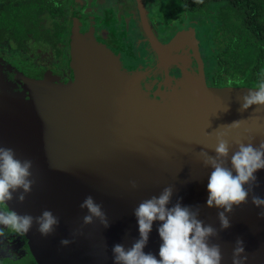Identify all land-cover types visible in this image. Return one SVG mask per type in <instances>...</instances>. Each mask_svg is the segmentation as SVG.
Segmentation results:
<instances>
[{
    "label": "water",
    "instance_id": "95a60500",
    "mask_svg": "<svg viewBox=\"0 0 264 264\" xmlns=\"http://www.w3.org/2000/svg\"><path fill=\"white\" fill-rule=\"evenodd\" d=\"M142 17L160 68H166L169 51L180 43L193 53L196 72L188 78L182 75L167 91L144 87L140 66L124 63L121 52L79 28L73 29L70 40V82L33 80L0 60V146L12 148L19 159L32 160L35 180L23 203L14 198L7 206L33 217L47 209L60 219L48 237H42L35 224L27 234H18L25 238L34 264H113L112 247H130L139 237L134 209L171 185L173 203L179 199L184 206H199V219L219 231L210 242L220 245L221 264H231L237 239L244 242L246 264H264L261 209L249 197L228 214L230 227L219 230L220 210L206 207L212 169L205 168L199 156L214 146L220 125L237 120L244 123L229 142L253 138L258 145L264 140V107L238 111V98L254 88L206 85L193 28L184 26L162 45ZM256 175L255 194L264 198V170ZM130 181H135V189ZM89 195L102 204L108 228L98 222L82 227L87 212L80 204ZM158 226L153 224L144 249L157 258ZM62 239L74 242L62 247Z\"/></svg>",
    "mask_w": 264,
    "mask_h": 264
},
{
    "label": "clouds",
    "instance_id": "9594fccd",
    "mask_svg": "<svg viewBox=\"0 0 264 264\" xmlns=\"http://www.w3.org/2000/svg\"><path fill=\"white\" fill-rule=\"evenodd\" d=\"M241 113L253 106L264 107V81L254 89L238 98ZM229 111L227 106L224 112ZM244 121L237 120L227 125H220L215 134V144L208 150L199 152L202 164L212 171L207 183V208H216L220 229L230 227L228 214L234 207L251 204L261 209L259 215L264 218V198L255 194L259 187L256 173L264 170V140L258 145L248 138L244 143L238 137L229 142L231 133H238ZM233 145L235 150L233 151ZM206 149V146H203ZM209 151L214 152L210 155ZM33 161L19 159L12 148L0 146V225L20 234H27L35 224L42 237L52 235L59 226L60 219L51 210H43L41 215L33 217L19 214L8 208L14 198L23 203L31 193L35 180L32 179ZM135 189V181H130ZM18 193V195H17ZM173 186L164 187L159 195L143 200L134 209L139 237L130 247L118 243L112 247L113 264H221L223 255L219 244L211 243L219 236V231L211 224L199 219V206H184L177 199L172 202ZM87 214L83 216L82 227L98 222L103 228L109 227V220L103 206L93 196H86L80 204ZM222 209V210H221ZM158 223V236L161 240L157 258L151 252L144 251L148 244L153 224ZM75 236V233H73ZM4 236L0 228V237ZM73 240L62 239L60 245L67 247ZM248 256L244 242L237 239L231 264H246Z\"/></svg>",
    "mask_w": 264,
    "mask_h": 264
},
{
    "label": "flooded vegetation",
    "instance_id": "af4514ba",
    "mask_svg": "<svg viewBox=\"0 0 264 264\" xmlns=\"http://www.w3.org/2000/svg\"><path fill=\"white\" fill-rule=\"evenodd\" d=\"M92 2L95 5L90 7L89 3ZM13 3L18 7L22 4L33 9L29 10L32 15L26 18L28 31L23 35L14 37L13 34L3 30L0 37V60L14 67L27 78L55 82L61 80L63 83L72 81L70 40L73 29L79 28L83 33H93L99 43H104L115 53L121 52L124 63L128 62L133 67L140 66L145 72L142 83L144 87L152 88L151 92H156L158 86L160 90L167 91L168 88L161 84L165 76L173 79V86L182 77V71L193 74L197 65L192 51L188 48L187 52L180 50L173 54L180 57V60L173 61L169 57L166 68H159L158 58L152 51L145 31L142 17L144 15L150 34L162 45H168L184 26L193 28L198 53L205 70V83L211 88H222L211 83V76L207 71L208 62L206 57H203L207 47L206 41L197 29L194 14L189 17L185 12L187 8H183V12L180 13L179 10L183 5L181 1L0 0V17L4 15L5 8L10 4L13 6ZM53 11L56 14L51 17ZM117 17L122 19L121 25L117 24ZM120 27H129L130 31L117 30ZM106 31L111 36V44L101 37L102 32ZM58 33H60L59 38ZM33 45L35 48L30 49ZM139 51L143 54L142 58L138 56ZM0 228L4 230V236L0 237V262L25 257L28 254L25 238L10 228L2 225Z\"/></svg>",
    "mask_w": 264,
    "mask_h": 264
},
{
    "label": "trees",
    "instance_id": "16d2710c",
    "mask_svg": "<svg viewBox=\"0 0 264 264\" xmlns=\"http://www.w3.org/2000/svg\"><path fill=\"white\" fill-rule=\"evenodd\" d=\"M173 1L182 2L180 13L187 8L185 12L189 17L194 14L197 29L206 41L203 57L208 62L212 85L255 88L264 81V0ZM11 5L0 17V37L3 30L14 37L28 31L26 18L32 15L29 10L33 9L22 4ZM55 14L51 12V17ZM0 264L34 263L28 252L25 257Z\"/></svg>",
    "mask_w": 264,
    "mask_h": 264
},
{
    "label": "bare ground",
    "instance_id": "6f19581e",
    "mask_svg": "<svg viewBox=\"0 0 264 264\" xmlns=\"http://www.w3.org/2000/svg\"><path fill=\"white\" fill-rule=\"evenodd\" d=\"M185 51L187 52L188 50V47L184 44V43H180L179 47L176 49L175 47H173V49L171 51H169V57H171V59L173 61H177L178 59L180 60V57L178 56H173V54L179 52V51ZM160 68V67H159ZM163 69V68H162ZM160 72H162V70H160ZM166 74V72H165ZM167 75V74H166ZM183 77L184 78H188L189 77V73L187 71H184L182 73ZM172 83H173V79H169V77H166L164 78V81L161 83L163 84L166 88H169V87H172Z\"/></svg>",
    "mask_w": 264,
    "mask_h": 264
},
{
    "label": "rangeland",
    "instance_id": "374dc122",
    "mask_svg": "<svg viewBox=\"0 0 264 264\" xmlns=\"http://www.w3.org/2000/svg\"><path fill=\"white\" fill-rule=\"evenodd\" d=\"M95 5V3L94 2H92V3H89V6L90 7H93ZM146 5H148V2L146 1ZM124 12H126V8H124ZM117 14V13H116ZM116 21H117V24L118 25H121V23H122V19L120 18V17H117V19H116ZM130 26L132 27V25H131V23H130ZM122 30V31H125V32H128V31H130V29H129V27L128 28H124V27H120L119 29H117V30ZM128 30V31H127ZM101 37L102 38H104V40L108 43V44H111L110 43V41H112L111 39H110V35H109V33L106 31V32H102V35H101ZM33 48H35V46L33 45L30 49H33ZM140 53H139V58H142V56H143V54H142V52L141 51H139ZM170 79V78H169Z\"/></svg>",
    "mask_w": 264,
    "mask_h": 264
}]
</instances>
